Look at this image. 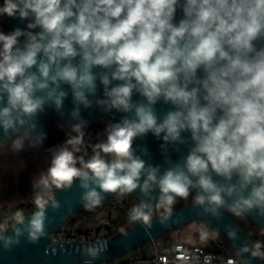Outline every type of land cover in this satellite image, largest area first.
Returning a JSON list of instances; mask_svg holds the SVG:
<instances>
[{
	"label": "clouds",
	"instance_id": "obj_1",
	"mask_svg": "<svg viewBox=\"0 0 264 264\" xmlns=\"http://www.w3.org/2000/svg\"><path fill=\"white\" fill-rule=\"evenodd\" d=\"M177 3L178 0H4L0 14L15 17L18 13L19 18L26 19L29 12L34 13L35 23L28 27L39 25L44 30L38 35L29 33L26 49L17 50L16 55L13 47L21 30L11 35L0 33V81H7L3 87L11 106L0 111L5 131L13 126V109L33 114L40 108L42 101L32 94L35 89L48 87L51 67L58 60L78 54L83 62L80 67L68 63L51 76L53 84L57 79L70 84L76 99L87 103L78 89L94 88L93 66L115 65L112 79L126 83L106 93L112 107L129 110L132 91L139 85L137 90L147 98L148 105L163 96L179 109L157 124L150 107L138 106V122L125 120L123 126L117 125L109 133L107 143L96 145L103 153L114 155L111 163L97 152L87 163L82 162L81 169L75 166L71 151H60L42 180L45 187L61 189L70 186L74 178H91L103 192L131 193L139 186L137 181L144 168L142 160L133 158V138L154 130L156 135L166 133L165 140H176L181 130H190L197 146L187 157L186 166L188 172L199 177L198 186L210 193L207 201L217 206L224 204L223 189L206 175L210 166L228 179L236 172L243 181L241 187L254 179L260 181L247 199L241 198L231 207L232 212L240 215L244 208L264 207V49L250 55L254 52L253 41L264 31V0H185L183 18L176 24L173 20ZM40 52L47 58L39 64L45 82L34 84L37 78L31 75L16 83L17 77H24L26 69L37 64ZM198 70L202 77L197 76ZM101 79L104 85L110 82L106 75ZM133 79L135 85L131 83ZM189 84L199 87L189 89ZM64 95L61 92L56 98L57 107ZM80 141L77 137L68 143ZM155 180L153 169L141 190L147 192L149 181ZM190 186L196 185L184 172L167 171L159 181L162 195L157 208L171 214L175 197L186 199ZM234 190V186L228 188L227 194L231 196ZM84 199L90 205L100 203L95 189L88 191ZM205 199L197 195L195 202L204 204ZM47 203L43 198L36 200L38 211L32 215L28 231L32 243L45 234ZM52 207H58L54 200ZM147 207L135 206L130 221H141L150 227L152 214L144 211ZM17 222H23L19 214ZM10 243L6 241L5 247ZM255 248L252 255H262L259 243ZM88 252L97 254L95 249Z\"/></svg>",
	"mask_w": 264,
	"mask_h": 264
},
{
	"label": "water",
	"instance_id": "obj_2",
	"mask_svg": "<svg viewBox=\"0 0 264 264\" xmlns=\"http://www.w3.org/2000/svg\"><path fill=\"white\" fill-rule=\"evenodd\" d=\"M184 3L185 0H178L173 23L178 24L183 18ZM28 21L35 23L34 13L29 12L26 19L19 18L18 13L15 16L13 22L14 30H21L22 35L17 37V43L13 47V55L18 54L17 50L24 51L26 45L29 43ZM37 27L39 29L37 35L43 33L42 27L39 25ZM253 46L254 52L250 55H255L256 52L264 49V31L253 41ZM76 47L79 53V47ZM46 59L43 52L38 53L37 64L26 69L24 77H17L16 83H20L22 79L31 75H35L37 78L34 84L45 82L39 72V64L41 61H46ZM0 60H2V57H0ZM68 63L80 67L83 63L81 54H78L75 58L58 60L57 64L51 67L49 79L46 81L48 87L45 89H35L32 94L34 99L42 101L40 108L35 113L25 114L18 108L13 109L11 111L13 126L7 131L3 127V117H0V145L22 130L28 129L32 131L36 129L38 124H40L37 121L45 114L62 119L75 126L89 124L98 118H109L116 125L123 126L125 120L138 122L136 116V108L138 106L150 107L156 117L157 124L162 123L169 112L179 110L177 105H174L170 101L166 102L163 96L159 97L154 104L148 105L147 98L137 90L139 85H136L132 91L129 110L125 111L123 108L112 107L111 99L106 93L112 88L126 83V81L112 79L115 65L110 68H103L101 66L92 67L91 72L95 77L94 88L78 89L79 91H83L84 100L87 102L85 103L76 99L73 87L67 82L57 79V82L53 84L51 81V76L55 75L59 68ZM105 75L110 81L108 85L102 83L101 78ZM197 76L202 77V71L198 70ZM6 82V79L0 81V111L5 107H11L8 104V93L3 87ZM131 83L136 84L134 79ZM188 87L191 89L192 87H199V85L189 84ZM61 92L65 95L60 97L61 103L57 107L55 101ZM50 93L51 95H49ZM202 94L201 89L200 95ZM165 134L161 132L159 135H156L154 130H149L133 138L131 148L133 158L142 160L144 168L141 170L140 178L137 181L139 186L132 191L138 199L129 195L130 202L136 206H139L140 202L148 205L144 209L146 213L155 211L162 195L159 181L167 171L172 170L177 172L182 171L192 180L196 186L189 187L188 197L203 195L206 198L204 204L194 202L172 211L171 214L160 215L152 219L150 227L143 225L141 221H130V225L122 231L123 233L113 238H106L92 243H54L51 240L52 234L63 229L78 214L86 210H92L97 206L105 205L106 202L116 201L114 197L121 194L120 191L115 193L103 192L98 187V182L91 178L87 181L81 178H74L70 186L61 189H57L55 186L51 188V191H56V193L45 206V234L38 242L32 243L28 238L32 216L23 220L22 223H19L8 233L0 235V264H89L113 261L126 256L144 244L153 243L163 235L180 230L186 224L195 221L201 222L205 227L212 230L223 231L235 252L246 264H264L263 260L252 255L253 252L248 248L239 232L241 230L239 224L230 213L232 212L230 210L231 207L241 198L247 199L251 195L252 189L260 185V181L254 179L251 183L241 187L243 181L236 172H233L231 179H228L216 174L209 166L206 175L212 179L213 183L223 189L221 195L224 200V204L221 206L210 204L207 201L210 193L204 192L197 184L199 177L192 175L187 170V157L197 146V142L192 138L191 131L181 130L179 138L176 140L171 138L165 140ZM153 169H155L156 180L155 182L149 181L150 187L147 192H144L141 189ZM89 176L91 177L90 172ZM84 183L88 184L87 188L82 187ZM233 186L235 190L229 196L227 189ZM92 189H95L100 197V203L97 205H90L84 199L86 193ZM124 193L129 194L127 192ZM178 199H181V197L176 196L175 200ZM53 200L58 204L57 208L52 207ZM205 209H208V211H205ZM212 209H215V212ZM131 211L132 209L129 212V216L131 215ZM241 213L264 229V207L254 206L251 209L244 208ZM165 215H167V219L164 218ZM17 230H19L20 235H17ZM9 240L12 243L5 247V242ZM16 241L19 242L16 243ZM245 248L248 251H243ZM89 249L97 250V254L95 256L91 255L88 252Z\"/></svg>",
	"mask_w": 264,
	"mask_h": 264
},
{
	"label": "flooded vegetation",
	"instance_id": "obj_3",
	"mask_svg": "<svg viewBox=\"0 0 264 264\" xmlns=\"http://www.w3.org/2000/svg\"><path fill=\"white\" fill-rule=\"evenodd\" d=\"M14 20L15 17H9L7 19V26L13 31ZM29 24H32V22L28 21V25ZM28 31L32 35H37L39 29L37 26L34 28L28 27ZM37 123L40 124H38L36 129L32 131L28 129L22 130L8 138L2 145H0V172L3 170L2 165H4L6 162L7 168H10L13 163L18 165L19 168H34L35 171L27 175L26 181L29 182L30 178H33V175L36 174V176L33 178V181L27 183L35 187H37L36 185L40 181V178L43 180V178L47 176L48 169L51 167L54 156L64 149H67L73 153V156L76 160L75 166L77 168L83 169V163H87L92 159L93 155L90 153L88 157L83 158L78 147L75 144H69V140L80 137L85 142L97 141V144H94V147H96L98 144L107 143V137L109 133L115 126H117L115 122L109 118H98L89 124L78 126L77 130V126L67 123L62 119L50 116L49 114L42 116L39 121H37ZM106 155V160L110 161L106 162H113L115 159L114 155L111 153H107ZM43 167H45L47 170L43 171ZM84 170L87 171V169ZM40 183L44 186L42 181ZM52 187L53 186L37 187V197L50 195ZM129 195L138 199L132 192L129 193ZM192 197L196 198L194 196H189L186 199L181 198L175 200V203L185 201ZM140 204L142 203L140 202ZM157 209L158 208H156V210ZM230 213L239 224L241 228L239 232L244 238L251 252L256 251L255 245L257 243L260 244L259 252L262 255H257V257L264 261V229L249 220L242 213L240 215H236L234 212ZM200 224L204 226L201 222ZM205 228L213 233L221 235L225 240L229 251L235 252L232 244L223 231H215L208 227Z\"/></svg>",
	"mask_w": 264,
	"mask_h": 264
},
{
	"label": "rangeland",
	"instance_id": "obj_4",
	"mask_svg": "<svg viewBox=\"0 0 264 264\" xmlns=\"http://www.w3.org/2000/svg\"><path fill=\"white\" fill-rule=\"evenodd\" d=\"M13 32L14 31L9 29L7 26V15L0 14V33L12 34ZM94 144H97V141L85 142L81 139L80 143L75 145L81 151L83 158L88 157L89 153L94 156L98 152L102 159L108 161L106 160L107 153H103L102 151H100V149L94 147ZM2 166L4 171L2 170L0 172V210L4 208L16 209L18 206H20L23 203H29L36 210H38L36 206L37 198H43L49 201L50 200L49 198L50 197L52 198V196L56 193V191H51V194L48 196L37 197L38 195L37 187H44L40 183L42 179L40 178V181L36 185L37 187L27 184L33 181V178L36 176V174L33 173L34 177L30 178L29 182L26 181L27 175L35 171L34 168H19V166L14 163L10 166V168H7V162ZM42 169L43 171L47 170L45 169V167H43ZM114 198L116 199V201L106 202L105 205H118V204L121 205L120 203L124 199L131 206V208H134L136 206L134 203L130 202L129 194L121 193ZM193 202H195V198L192 197V198H188L185 201L174 203L172 205V211L179 209L181 207L188 206ZM92 210H86L73 218L74 221H76L75 231L102 230L103 224L105 222L109 221L112 224V222L116 218V214L114 212H103L98 217L92 220L82 219L79 221V219L82 217L81 215L91 212ZM151 214H152V219H154L166 213L164 208H158L156 211H153ZM67 224L64 226V229H68ZM215 238H216V233L211 232L210 230L202 226L200 222L195 221L186 224L180 230L163 235L162 237L158 238L156 241L159 243L160 248H163L165 244L171 242H183L194 246H204L209 244ZM135 253L136 251H133L118 260L119 261L127 260L133 257Z\"/></svg>",
	"mask_w": 264,
	"mask_h": 264
},
{
	"label": "built area",
	"instance_id": "obj_5",
	"mask_svg": "<svg viewBox=\"0 0 264 264\" xmlns=\"http://www.w3.org/2000/svg\"><path fill=\"white\" fill-rule=\"evenodd\" d=\"M120 204L130 205L124 199ZM119 205V204H118ZM111 222L103 224L102 230L70 231L61 229L51 236L54 243H92L111 237ZM133 257L124 260H113L89 264H246L236 253L230 252L221 235L204 246H194L183 242H171L163 248L157 241L144 244L135 250Z\"/></svg>",
	"mask_w": 264,
	"mask_h": 264
},
{
	"label": "trees",
	"instance_id": "obj_6",
	"mask_svg": "<svg viewBox=\"0 0 264 264\" xmlns=\"http://www.w3.org/2000/svg\"><path fill=\"white\" fill-rule=\"evenodd\" d=\"M4 0H0V7H3ZM4 35H11L8 33H5ZM3 50L2 42H0V52ZM36 209L29 203H23L20 206H18L16 209H9L4 208L0 210V235L8 233L10 230L15 228L19 222H17V214L21 215L23 217V220L26 218L32 216L35 213ZM103 212H114L116 214L115 220L112 222V228H111V237H116L123 233L122 231L125 230L130 225V208L127 205L121 204V205H102L91 212H88L86 214L81 215L82 217L79 219H89L92 220L96 217H98ZM76 221L72 219L67 224L68 229L70 231H75ZM83 232V231H79Z\"/></svg>",
	"mask_w": 264,
	"mask_h": 264
},
{
	"label": "bare ground",
	"instance_id": "obj_7",
	"mask_svg": "<svg viewBox=\"0 0 264 264\" xmlns=\"http://www.w3.org/2000/svg\"><path fill=\"white\" fill-rule=\"evenodd\" d=\"M129 208H130V210L133 209V208H131V206H130ZM10 231H11V230H10ZM110 238H112V237H110ZM117 260H118V259H117Z\"/></svg>",
	"mask_w": 264,
	"mask_h": 264
}]
</instances>
